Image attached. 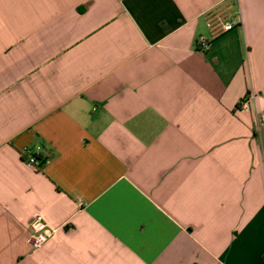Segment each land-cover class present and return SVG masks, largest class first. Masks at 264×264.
<instances>
[{
	"label": "crops",
	"instance_id": "0c3cea01",
	"mask_svg": "<svg viewBox=\"0 0 264 264\" xmlns=\"http://www.w3.org/2000/svg\"><path fill=\"white\" fill-rule=\"evenodd\" d=\"M0 264H264V0H0Z\"/></svg>",
	"mask_w": 264,
	"mask_h": 264
},
{
	"label": "built area",
	"instance_id": "2783aa9c",
	"mask_svg": "<svg viewBox=\"0 0 264 264\" xmlns=\"http://www.w3.org/2000/svg\"><path fill=\"white\" fill-rule=\"evenodd\" d=\"M122 2L125 0H121ZM226 1V0H222ZM206 27L211 31L213 36H220L231 32L239 25L238 19L228 20L219 14L207 13L205 16ZM201 46H206V41H199ZM254 95H246L238 105L239 110L250 111L251 102ZM25 163L29 168L39 170L43 165L42 149L40 147H27L23 149ZM30 244L33 248H41L49 242L57 233V229L50 226L42 215H36L29 224Z\"/></svg>",
	"mask_w": 264,
	"mask_h": 264
}]
</instances>
